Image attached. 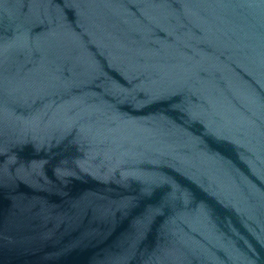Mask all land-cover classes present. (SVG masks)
<instances>
[{
	"label": "water",
	"instance_id": "obj_1",
	"mask_svg": "<svg viewBox=\"0 0 264 264\" xmlns=\"http://www.w3.org/2000/svg\"><path fill=\"white\" fill-rule=\"evenodd\" d=\"M0 264H264V0H0Z\"/></svg>",
	"mask_w": 264,
	"mask_h": 264
}]
</instances>
